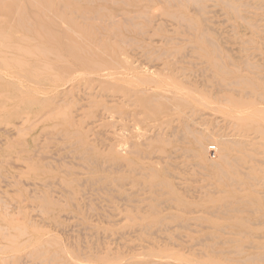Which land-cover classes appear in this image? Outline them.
<instances>
[{"label":"rangeland","instance_id":"1","mask_svg":"<svg viewBox=\"0 0 264 264\" xmlns=\"http://www.w3.org/2000/svg\"><path fill=\"white\" fill-rule=\"evenodd\" d=\"M232 1L112 34L103 0H0V264H264V0Z\"/></svg>","mask_w":264,"mask_h":264},{"label":"bare ground","instance_id":"2","mask_svg":"<svg viewBox=\"0 0 264 264\" xmlns=\"http://www.w3.org/2000/svg\"><path fill=\"white\" fill-rule=\"evenodd\" d=\"M101 1V0H100ZM103 1H106L107 3L106 4H112L111 5V7L110 8H104V7H102L101 9H98V12L99 13H97V11H96V14H95V16H93L92 18L93 19H95V22H96V24L97 25H99L98 26V31H100V30H102V31H108V32H110V33H112V32H116L117 31V29L119 30V29H122L123 28V31L125 30L124 28L126 27V25H131V26H133L132 27V29L135 27H137V25H132V23L134 22V20L135 19H138L139 17L138 16H141L142 18L143 17H146L145 16V13L143 12V11H139V12H136V13H134V11H129L128 9H125V8H121V7H117L119 4H121V3H123L125 0H103ZM128 2H130L131 3V0H127ZM137 1V0H136ZM147 0H142V2H146ZM157 1H160V2H163L164 4H167L168 6L171 4V5H177V8H178V10H177V12H175L176 14H177V16H175V13L174 14H172V17H171V15H169V17H171L173 20H175V21H178V22H180L181 23V25H182V23H185L186 25H187V27L189 26V29L191 28V31H192V29L194 30V26H195V24H193L192 22H191V20L185 15V14H183V11L182 10H186L187 9V3H189V5H192V3L193 4H195L196 5V9L194 8V6H192L193 8H194V11H195V13H197L198 12V14H197V16L200 14L201 15V13H207V11H208V7H209V5L211 4V3H213V4H211L210 6L212 7V8H215V4L216 5H218V6H220L221 7V10L222 11H224V10H226V11H229V12H231V14L233 15V16H235V17H238V18H244V15L246 14V13H248V12H242L240 9H237L238 7L239 8H244V7H242L241 6V4H240V6L238 5V7L236 6V1H232V0H157ZM140 2H141V0H140ZM156 2V0H149V3H147V6L145 5V8L146 7H149V5L150 4H154ZM207 2H208V4H207ZM235 2V3H234ZM250 2V1H249ZM191 3V4H190ZM262 3V2H261ZM128 4V3H127ZM132 4V3H131ZM237 4H238V2H237ZM247 4V3H246ZM250 4H251V2H250ZM260 4V3H259ZM126 5V4H125ZM186 5V6H185ZM248 5H249V3H248ZM248 5H246V8H247V6ZM251 5H253V4H251ZM138 6H140V8L143 6L142 5V3H140ZM153 7V6H152ZM186 7V8H185ZM262 7H264V5H262ZM128 8V7H127ZM154 8V7H153ZM191 8V7H190ZM190 8H189V10H190ZM249 8V7H248ZM117 9L119 10V11H117ZM152 9V8H151ZM257 9V8H256ZM181 12H180V11ZM188 10V9H187ZM186 10V11H187ZM262 10V9H261ZM260 10V11H261ZM191 11H192V9H191ZM197 11V12H196ZM259 11V10H258ZM264 11V10H263ZM190 12V11H189ZM228 12V13H229ZM259 13V12H258ZM194 14V13H193ZM88 15V14H87ZM86 15V16H87ZM166 15H167V13H166ZM192 15V14H191ZM225 15V14H224ZM223 15V16H224ZM82 16V15H81ZM85 16V17H86ZM195 16V15H194ZM193 16V18L196 20L197 19V17L195 18ZM202 16V15H201ZM246 16V15H245ZM140 17V18H141ZM229 17V16H228ZM232 17V16H231ZM63 18V17H62ZM81 18H83V17H81ZM233 18V17H232ZM238 18H237V21H238ZM59 19H60V17H59ZM151 19V18H150ZM171 19V21L173 22V20ZM246 19V18H245ZM245 19H244V22H245ZM264 19V18H263ZM61 20H64V19H61ZM61 20H59V22H61ZM92 19L90 18V20L89 21H91ZM99 20V21H98ZM140 20V19H139ZM138 20V21H139ZM152 20V19H151ZM56 21H57V19H56ZM88 21V20H87ZM94 21V20H93ZM133 21V22H132ZM174 21V22H175ZM236 21V22H237ZM65 22V21H64ZM86 22V21H85ZM100 22V24H98ZM149 22V21H148ZM150 22H152V21H150ZM239 22V21H238ZM243 22V21H242ZM252 22V21H251ZM261 23L263 22V21H260ZM259 22V23H260ZM153 23V22H152ZM61 24H62V22H61ZM150 24V23H149ZM23 25V24H22ZM180 25V26H181ZM239 25H240V23H239ZM255 25V24H254ZM27 26H28V24H27ZM60 26H62V25H60ZM87 26V25H86ZM139 26V25H138ZM183 26H185V25H183ZM241 26V25H240ZM246 26V25H245ZM23 27V26H22ZM66 27V26H65ZM64 27V28H65ZM95 27V26H94ZM196 27V26H195ZM206 27V26H205ZM204 27V28H205ZM251 27V26H250ZM24 28V27H23ZM22 28V29H23ZM67 28V27H66ZM137 28H139V27H137ZM186 28V27H185ZM95 29V28H94ZM129 29V28H128ZM206 29V28H205ZM243 29V28H242ZM251 29V28H250ZM24 30H25V28H24ZM134 30V29H133ZM187 30V29H186ZM27 31V30H26ZM97 31V32H98ZM106 31V32H107ZM132 31V30H131ZM205 31H207V30H205ZM210 33V32H209ZM101 34V33H100ZM113 34V33H112ZM183 34V33H182ZM204 34V33H203ZM203 34H200V35H202L203 36ZM205 34H207V32L205 33ZM252 34V33H251ZM110 35V34H109ZM253 35V34H252ZM41 36V35H40ZM75 36V35H74ZM113 36V35H112ZM202 36H200V37H198V44H197V46H198V49L200 48V49H204L203 48V45H207V46H209L210 45V47H214V44H211L210 42H208V39H206V40H204L205 38H202ZM205 36V35H204ZM208 36V35H207ZM58 37V36H57ZM106 36H104L103 38H105ZM115 37V36H114ZM3 38H4V36H3ZM26 39H27V37H25ZM51 38V37H50ZM29 39V38H28ZM55 39V38H54ZM177 39V38H176ZM25 40V39H24ZM113 40H115V39H113ZM173 40H174V38H173ZM179 40V39H178ZM27 41H29V40H27ZM118 41V40H117ZM121 41V40H120ZM168 41V40H167ZM191 41V40H190ZM210 41V40H209ZM34 42V41H33ZM32 42V43H33ZM129 42V41H128ZM38 43V42H37ZM98 43H100L99 41H98ZM210 43V44H209ZM246 43V42H245ZM40 44V43H39ZM102 44V43H101ZM125 44H126V42H125ZM125 44H122V45H125ZM129 44V43H128ZM165 44V43H164ZM171 44H175V42L174 43H171ZM209 44V45H208ZM34 45V44H33ZM178 45V44H177ZM37 46V45H36ZM47 46V45H46ZM98 46V45H97ZM100 46H102V45H100ZM188 46V45H187ZM186 46V47H187ZM41 47H42V45H41ZM34 48V47H33ZM32 48V49H33ZM37 48V47H36ZM217 48V46L215 45V49ZM31 49V50H32ZM96 49V48H95ZM98 49V48H97ZM97 49H96V51H97ZM191 49V48H190ZM196 49V48H195ZM206 49H208V48H206ZM35 50V49H34ZM45 50V49H44ZM89 50V49H88ZM179 50V49H178ZM214 50V49H213ZM219 50V49H218ZM22 51V50H21ZM33 51V50H32ZM83 50H81L80 52H82ZM201 51V50H200ZM20 52V51H19ZM23 52V51H22ZM28 52H29V50H28ZM35 52H37V51H35ZM84 52V51H83ZM91 52V51H90ZM94 52V51H93ZM178 51H176V53H177ZM211 52H213V51H211ZM217 52V51H216ZM220 52V51H219ZM38 53H40V52H38ZM49 53V52H48ZM54 53V52H53ZM114 53V52H113ZM175 53V54H176ZM41 54H46V53H41ZM87 54V53H86ZM172 54V53H171ZM216 54V53H215ZM18 55H20L19 53H18ZM71 55V54H70ZM82 55H84V54H82ZM205 55H206V53H205ZM213 55H214V52H213ZM217 55H219V54H217ZM217 55L215 56V58H213V56L212 57H208V60H210V64H211V68L213 69V71L216 73V75H218V77H220V79H221V81L219 82V85H220V88L223 90V93L226 91H228V89H229V87H231L230 86V84H232V81H231V83H230V81L228 80V78H227V76H228V72H229V70H228V72H227V68H226V65H223V63L221 64V63H219L218 62V60L216 59V58H218L217 57ZM44 57V56H43ZM57 57H59V56H57ZM169 57H171V55L169 56ZM250 57V56H249ZM81 58V57H80ZM200 58V57H199ZM47 59V58H46ZM255 59V58H254ZM179 60V59H178ZM204 60V59H203ZM253 60V59H252ZM174 61H176V60H174ZM246 62H248V61H246ZM251 62V61H250ZM20 63V62H19ZM206 63V62H205ZM263 63V62H262ZM23 64V63H22ZM21 64V65H22ZM184 64V63H183ZM253 64V63H252ZM176 65V64H175ZM230 65V64H229ZM248 65H249V63H248ZM251 65V64H250ZM96 66V65H95ZM261 66V65H260ZM94 67V66H93ZM97 67V66H96ZM141 67V66H140ZM251 67V66H250ZM253 67V66H252ZM259 67V66H258ZM95 68V67H94ZM105 68V67H104ZM206 68V67H205ZM244 68V67H243ZM259 68H261V67H259ZM167 69V68H166ZM252 69H254V68H252ZM258 69V68H257ZM101 70V69H100ZM237 70V69H236ZM238 70H239V68H238ZM243 70V69H242ZM247 70V69H246ZM255 70V69H254ZM98 71V70H97ZM146 71L147 72H149V73H152V74H154L153 73V70L151 69V68H147L146 69ZM244 71V70H243ZM203 72V71H202ZM239 72V71H238ZM82 74H84V73H82ZM243 74H244V72H243ZM248 74V73H247ZM251 74H252V72H251ZM80 75V74H79ZM78 75V76H79ZM85 75V74H84ZM87 75V74H86ZM184 75V74H183ZM250 75V74H249ZM254 75V74H253ZM81 76V75H80ZM88 76V75H87ZM85 77V76H84ZM256 77V76H255ZM82 78H83V76H82ZM75 79V78H74ZM237 80V79H236ZM241 80V79H240ZM72 81V80H71ZM184 81V80H183ZM239 81V80H238ZM243 81V80H242ZM240 82V81H239ZM212 83V82H211ZM217 83V82H216ZM233 83H234V81H233ZM71 84V83H70ZM82 84V83H81ZM236 84V83H235ZM242 84H243V82H242ZM83 85H84V83H83ZM216 85V84H215ZM245 85V84H244ZM253 85V84H252ZM169 86H171V85H169ZM172 87V86H171ZM217 88H219V87H217ZM209 89V88H208ZM256 89H258L257 87H256ZM211 90V89H210ZM171 91V90H170ZM218 92H220V91H218ZM222 92V91H221ZM228 93V92H227ZM245 94H246V92H245ZM217 95V94H216ZM219 96V95H218ZM204 97V96H203ZM246 97V96H245ZM258 97V96H257ZM215 98V97H214ZM213 98V99H214ZM230 98H232V97H229L227 94H224V95H222V97L220 98H218L217 97V99L219 100V99H221V104L219 103V105H220V107H221V109L224 111L225 110V108H228L227 106H230L231 105V100H230ZM261 98V97H260ZM246 99V98H245ZM179 100V99H178ZM232 100H234V99H232ZM248 100V99H247ZM220 101V100H219ZM241 101V100H240ZM243 101V100H242ZM258 101V100H257ZM181 102V101H180ZM234 102V101H233ZM232 102V103H233ZM243 103V102H242ZM256 103V102H255ZM263 103V102H262ZM237 104V103H236ZM254 104V103H253ZM233 105V104H232ZM239 105V104H238ZM206 106V105H205ZM242 106H244V105H242ZM251 106H252V104H251ZM250 106V104H249V106H247V107H251ZM219 107V106H218ZM263 107V106H262ZM237 108V107H236ZM245 107H243L242 108V111H244L245 109H244ZM257 108H255V110H253L251 113L250 112H246V111H244V112H246V114H247V116H249L248 114L250 113L251 115L249 116V118H251V119H253V121L254 120H258L259 118H262L263 116H264V110H262V109H259V110H256ZM240 110V109H239ZM191 116V115H190ZM242 116V115H241ZM240 116V117H241ZM245 116V115H244ZM243 117V116H242ZM247 118V117H246ZM188 119H190V118H188ZM111 120V119H110ZM113 120V119H112ZM181 120V119H180ZM235 120V119H234ZM233 120V121H234ZM239 120H240V118H239ZM247 120V119H246ZM177 121V120H176ZM240 121H242V120H240ZM239 121V122H240ZM244 121H245V119H244ZM195 122V121H194ZM237 122V121H236ZM238 122V123H239ZM243 122V121H242ZM245 123V122H244ZM256 123V122H255ZM174 124V123H173ZM221 124V123H220ZM236 124V123H235ZM234 124V125H235ZM25 125V124H24ZM193 125H194V123H193ZM192 126V125H191ZM190 126V127H191ZM262 126V125H261ZM189 127V128H190ZM247 127V126H246ZM256 127H257V124H256ZM216 128V127H215ZM188 129V128H187ZM186 129V130H187ZM197 130V129H196ZM259 130H260V128H259ZM206 131V130H205ZM260 131H264V130H260ZM260 131H257L258 133L260 132ZM234 132V131H233ZM119 133V132H118ZM121 133V132H120ZM258 133H256V134H258ZM189 134V133H188ZM197 134V133H196ZM209 134V133H208ZM213 134V133H212ZM217 134V133H216ZM121 135V134H120ZM125 135V134H124ZM192 135H194V134H192ZM262 135V134H261ZM210 136V135H209ZM221 136V135H220ZM253 136V135H252ZM259 136H260V134H259ZM138 137H139V134H138ZM257 137V136H256ZM188 138V137H187ZM194 138V137H193ZM225 138V137H224ZM203 139V138H202ZM207 139V138H206ZM138 140H140V139H138ZM144 140V139H143ZM197 141H198V139H196ZM216 140V139H215ZM226 140V139H225ZM232 140V139H231ZM251 140V139H250ZM256 140V139H255ZM141 141V140H140ZM219 141V140H218ZM222 141V140H221ZM229 141H230V138H229ZM228 141V142H229ZM252 141V140H251ZM254 141V140H253ZM257 141V140H256ZM199 142V145H200V141H198ZM232 142V141H231ZM233 143V142H232ZM247 143V142H246ZM255 143V142H254ZM131 144V143H130ZM218 144H219V142H218ZM237 144V143H236ZM132 145V144H131ZM226 145V144H225ZM244 145V144H243ZM248 145V144H247ZM264 145V144H263ZM231 146V145H230ZM234 146H236V145H234ZM238 146H239V144H238ZM120 147V146H119ZM123 146H121V148H122ZM232 147V146H231ZM231 147H229L230 149H232ZM237 147V146H236ZM264 147V146H263ZM125 148V147H124ZM123 148V149H124ZM199 148V147H198ZM200 148H201V146H200ZM239 148H240V146H239ZM212 149V148H211ZM211 149L208 151V152H210V155H213V157L216 155V151L215 150H212L211 151ZM234 149H235V147H234ZM258 150V149H257ZM263 150V149H262ZM215 151V152H214ZM219 151V150H218ZM223 151V150H222ZM138 152V151H137ZM177 152V151H176ZM191 152V151H190ZM207 152V151H206ZM208 152H207V158H208ZM131 153V152H130ZM135 153V152H134ZM187 153V152H186ZM188 153H189V151H188ZM219 153V152H218ZM217 153V154H218ZM262 153V152H261ZM204 154V153H203ZM206 154V153H205ZM240 156V155H239ZM244 156V155H243ZM169 157V156H168ZM219 157V156H218ZM250 157V156H249ZM170 158V157H169ZM215 158V157H214ZM212 159V158H211ZM218 160V159H217ZM223 160V159H222ZM221 161V160H220ZM231 161V160H230ZM229 161V162H230ZM228 162V161H227ZM226 163V162H225ZM234 163V162H233ZM236 163V162H235ZM261 163V162H260ZM263 163V162H262ZM229 164V163H228ZM234 166H236V165H234ZM227 167V166H226ZM203 168H204V166H203ZM221 169V168H220ZM247 170V169H246ZM223 171V170H222ZM231 171V170H230ZM234 172V171H233ZM223 173V172H222ZM239 173V172H238ZM231 174V173H230ZM233 174V173H232ZM234 176L236 175V174H233ZM240 175V174H239ZM248 175V174H247ZM221 176V175H220ZM228 176H230V175H228ZM244 176V175H243ZM224 177H226V176H224ZM231 177V176H230ZM235 177H237V176H235ZM227 178V177H226ZM246 178V177H245ZM237 179V178H236ZM229 180V179H228ZM255 180V179H254ZM234 181V183H235V180H233ZM237 181H239V180H237ZM254 182V181H253ZM239 183V182H238ZM209 185V184H208ZM239 186H240V184H239ZM208 187V186H207ZM199 190V189H198ZM228 190V189H227ZM243 192V191H242ZM221 198V197H220ZM260 211V210H259ZM40 212V211H39ZM194 213V212H193ZM260 218V217H259ZM253 226H254V224H253ZM250 227V226H249ZM260 231V230H259ZM237 235V234H236ZM244 235V234H243ZM242 235V236H243ZM244 237V236H243ZM257 238V237H256ZM260 238V237H259ZM264 238V237H263ZM119 239V238H118ZM261 239V238H260ZM140 248V247H139ZM243 248V247H242ZM242 251V250H241ZM238 255V254H237ZM243 255V254H242ZM260 258V257H259ZM248 259V258H247ZM262 259V258H261ZM250 260V258L247 260V261H249ZM253 261V260H252ZM258 261H259V259H258ZM236 262V261H235ZM260 262V261H259ZM264 262V261H263Z\"/></svg>","mask_w":264,"mask_h":264}]
</instances>
